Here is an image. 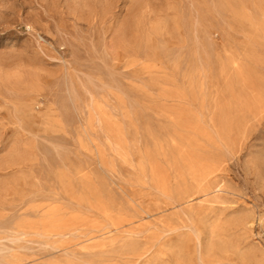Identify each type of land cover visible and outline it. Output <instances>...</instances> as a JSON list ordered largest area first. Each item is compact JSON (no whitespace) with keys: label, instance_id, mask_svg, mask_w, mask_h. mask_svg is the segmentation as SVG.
<instances>
[{"label":"rangeland","instance_id":"374dc122","mask_svg":"<svg viewBox=\"0 0 264 264\" xmlns=\"http://www.w3.org/2000/svg\"><path fill=\"white\" fill-rule=\"evenodd\" d=\"M0 264H264V0H0Z\"/></svg>","mask_w":264,"mask_h":264},{"label":"bare ground","instance_id":"6f19581e","mask_svg":"<svg viewBox=\"0 0 264 264\" xmlns=\"http://www.w3.org/2000/svg\"><path fill=\"white\" fill-rule=\"evenodd\" d=\"M124 28V27H123ZM157 45V44H156ZM192 199V198H191Z\"/></svg>","mask_w":264,"mask_h":264}]
</instances>
